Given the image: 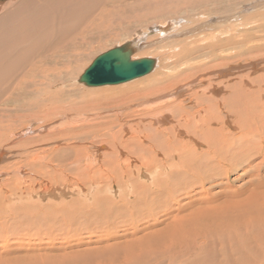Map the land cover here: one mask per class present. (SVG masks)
I'll list each match as a JSON object with an SVG mask.
<instances>
[{"label":"rangeland","instance_id":"1","mask_svg":"<svg viewBox=\"0 0 264 264\" xmlns=\"http://www.w3.org/2000/svg\"><path fill=\"white\" fill-rule=\"evenodd\" d=\"M16 1L17 0H0V14L2 13L1 10L4 11L8 9V6ZM19 1L20 0H18V2ZM133 1L134 0H127V2H123L122 0L115 1L111 3L108 8L110 9L118 5L129 4ZM146 1L147 3L143 5H137L136 10L133 12L134 14L129 12L134 19L136 17L137 20L135 19L136 21L133 23V26L125 27L126 30L129 29V32L125 34L127 37L122 36L124 37V39L121 40L122 42L116 41L107 47L96 44V47L91 48L88 54L85 55L84 61L81 64L78 66L73 65L77 71L76 76L71 80L74 82L72 83L65 80L64 83H67L66 85L76 84L70 87L72 89L71 93L79 95L78 99L81 100L76 99L78 96L72 97L69 103L74 101L72 103L74 106L71 104H69V106H73L74 110L72 109L70 112H64L63 114H66V116L57 113L52 114L49 117L52 121L44 119L41 121V124L40 119L48 114V109H46L45 106H41V109L37 112L40 117L37 119L38 121L35 128H30L31 123H23L21 125L23 129L20 131L16 126L14 129L9 130L6 135L4 132L0 134V153L3 154L0 163V264H125V262H129V264H134L135 262V264H190L188 262V256L194 254L193 252L196 250L194 246L191 247L188 244V240L185 238L180 241V237H172H174L175 233H179L183 230L185 235H190V237L194 238V244L199 245L204 244V242L199 236L196 237V234L201 232L197 231L193 220L190 221V219H187L190 222L180 220L186 218L192 211L199 209L198 207L200 206L204 208L214 205L213 207H215L223 201L226 202V222H229V218L231 219V217L247 216L249 218L254 217L253 219L256 218L257 225H259V219L262 218L263 222L258 230L264 238V198H261V193L264 192V186L262 185L264 182V147L261 143V139L264 140V113H260L261 110H264V97L260 98L254 109L251 108L249 102H242L241 98L238 97L236 98L237 102L233 101L231 106L224 105L225 103L223 100L226 96L232 95L234 91L232 86L241 80L242 74L246 72L251 73L252 71L254 76L252 75V80L250 79V81L260 80L262 77L263 80L260 81H263V85H259L258 83L256 86L251 85L250 90L246 91V94L257 90H261V95L264 94V74L262 73L264 71L262 70L264 67V0ZM129 13L128 15H131ZM144 17H147V20ZM170 25H173V27H169ZM166 26L169 27L167 28L169 30H164V32H162L158 29H166ZM154 27H158L156 31H153ZM224 32L225 35H223ZM204 41H206V43ZM124 43H137L131 47V50H133L132 58L156 59L159 62L158 67L147 76L115 86L93 88L79 82L80 77L98 56ZM221 48L225 50H221ZM184 49L188 52V56L181 55ZM249 49H251V51ZM64 53L65 52H63V54ZM232 56L233 58H237L233 59ZM61 66H63V63H60L58 67ZM203 72L204 74H202ZM193 73H196L194 74V79L198 78L196 84L199 82L200 77L204 76V78H206V75L209 76L208 73L211 74V79H213L217 87L220 86L219 81L224 80V82H222L224 86H220L223 90L222 94L214 98L213 96L205 95V86L202 85L195 86L194 90L187 89L188 85L184 86L183 82H186L185 80L189 81L188 79ZM221 73H225V76H218ZM185 76L187 77L186 79H184ZM160 79L163 81L165 80V82H156L155 84L157 85L154 86L155 88H161L162 93L156 92L155 94L167 96V99L160 101V106L156 105L153 108L142 111V109H139L135 104L130 102L132 105L127 109L117 108L119 105L114 107L113 103L112 105H108V107L112 108L104 112L93 111V113L89 111L90 109H86L85 111L77 109L81 105H84L86 102L85 99L92 96L99 88L125 87L126 85L139 81H148L147 83H149L150 81ZM201 81L203 80L201 79ZM45 82L41 83V88ZM56 85H58V83L54 84V86ZM243 91L244 89H242V92ZM177 92L183 94L178 95ZM96 96H98V94ZM212 98L213 101L211 100ZM35 100L37 103H42L39 96ZM77 102H79L80 106ZM116 102L121 104L120 101ZM178 103L182 105L181 111L173 110L172 108H168L169 111H167L171 117L172 123L175 122L178 128L184 131L182 136L177 137L178 141L184 144L181 147L176 146L174 148L173 145L168 142L172 140V137H169L164 132L165 129L170 130V127L165 125L163 129L158 130V125L151 124L150 122H152V117L157 114L154 113L156 109L161 110L164 109L165 106L176 105ZM212 105L213 108L211 107ZM56 108H59V104L53 107V109ZM66 108H68V105ZM203 108L205 109L203 110ZM207 109L211 110V112ZM230 109L240 114L234 123L237 126L230 125L234 121H228V117L234 114L229 111ZM240 109L244 111L246 117L240 113ZM202 110L204 112L207 110L208 116L206 115L205 117L206 112L203 113ZM67 112H69V115ZM214 112H216V114ZM213 113L214 116L212 115ZM202 114L204 116H202ZM71 115L73 116L71 117ZM109 115H113V119H109ZM149 115L151 117L149 121H143L141 124L138 123L143 116L149 117ZM175 115L179 118H176ZM89 117L90 119H87ZM211 117L214 118V120L209 122L208 118ZM215 117L220 120V123L215 121ZM196 120H199V124L195 122ZM184 122L188 126H186ZM45 123L46 125L50 124V126L47 127V131L26 132L28 128L36 130V128ZM129 123L130 125L133 124L132 127L128 126ZM190 123H194L196 127L192 129L194 124L191 125ZM211 123L212 125L210 127ZM24 125H26V128H24ZM52 126H56L57 128H53ZM79 126H81L80 128L83 130H79ZM123 126H128L129 129H123ZM224 126L226 127L223 128ZM93 127H101L108 130L103 131L105 135H97L98 133L94 135L88 134L90 130L94 129ZM113 128H116L113 131L114 134L112 133ZM203 128H205V134L204 137H200L199 133L203 132ZM207 128L212 130L209 137L210 139L206 138L208 133ZM17 131L19 132L17 133ZM71 131H73L72 133H74L75 136L71 135ZM86 131L87 134L83 135ZM190 131H192L191 135L201 144L200 147L196 146L193 148L185 145L189 140L187 136L188 134L190 135ZM212 134H214V136H212ZM151 135L153 137L159 135L158 141H162V138L163 141L166 142V144L163 142L161 149L157 148L162 155L159 156L156 153L154 154L151 150H146L147 152L144 154L146 155L145 157L135 156L131 158L132 161L127 167L120 161L121 166L118 170V176L110 174L103 180L99 175L91 176V174L96 172V169L100 168L103 160H105L106 154L110 155L116 152L117 158L124 160L129 157L128 151L135 147L134 145H136V148L139 147L140 149L150 148L151 140L149 137ZM131 136H134L136 139L133 141V144L128 147L126 145V140L132 139ZM119 138L120 140L117 142ZM218 139H221V141ZM192 142L194 141L192 140ZM256 143H259V145ZM68 146H72L74 149L75 147L76 149H81L82 152H84L81 154L82 156L86 154V150L87 156L92 155L90 154L91 152L93 153L91 164L85 162L81 163L82 172L84 170L88 171V178L86 177L84 182L77 180L71 172L74 168L71 167L66 171H64V167L60 166H57V170L52 167L49 168V170L52 171L54 169L53 174L55 178L59 176V178L55 180L56 183L52 182V177L44 175L47 171L45 170V162L47 159L51 158L49 155L51 154L50 156H54L65 149V147L68 148ZM46 148H50L47 151L49 155L47 152L42 151V149L46 150ZM186 148L188 149L185 150ZM121 149L124 151H119ZM39 153H42V157H44L41 160L34 158V156L41 158ZM166 153H168L167 157ZM29 154H31V156H29ZM96 154H101V157L97 158L94 156ZM192 155L194 157L196 155L197 159L196 157L195 159L192 158ZM208 155L209 157H206ZM150 156H155L159 163H154L152 159H150ZM247 156L252 157L250 158L253 162L252 165L254 164L257 167L252 168L254 171L249 169L250 162L247 161ZM189 157L193 160L190 159L191 161H189ZM54 160L55 163L58 162L57 159ZM179 160L181 162H179ZM214 160L216 161L213 162ZM114 161L116 163L115 158ZM143 161L146 164L143 165ZM37 163H42L41 169L39 168L40 170L38 172L35 171L33 175H29L31 174V169L28 164L35 165ZM168 163L172 167H170ZM74 165L77 166V164ZM173 165H175V167H173ZM20 166L24 168L25 173H21ZM88 167L89 169H87ZM58 169H61V172ZM220 172L221 174H219ZM19 175L24 176L20 177ZM68 175L72 177H68ZM71 178H74L72 182ZM202 178H205V180ZM74 180L79 186H76L77 183ZM63 182L65 187L63 186ZM79 183H81V185ZM8 189L11 190L8 191ZM232 189L233 191H230ZM224 192H226L225 195L222 194ZM12 194L13 197H10ZM220 195H224L225 197H221ZM256 195L258 198L253 199V202L243 203L237 207L239 201L247 198L249 199L252 196L255 198ZM218 196L221 198L214 202V204L208 201ZM194 201H197L196 204L200 206L192 205V202L195 203ZM236 201L238 202L229 203ZM254 201L257 203H254ZM78 202H80L79 205ZM250 206L252 207L250 208ZM257 206L261 207L258 208ZM224 210L225 209H222L218 212H223ZM247 210L250 213H248ZM178 221L180 222L177 223ZM231 224V230L229 231L230 228L228 229L226 227L225 234L227 257H222L220 250H218L222 241L220 242L219 238H215L214 240L210 239L206 249V252H212L207 258V260L210 261L209 264H217L215 263L216 260L220 261L218 264H264V242H262L264 240L260 241L259 239H254L253 246L250 245L248 249L245 250L243 245L242 247L244 249H236L237 246L234 245L240 243L237 238L242 240L244 236L246 242L243 239L242 243L243 241L247 243L252 240L253 236L250 229H248L242 221L238 223L231 222ZM235 224L238 225L236 226ZM233 230H240L241 232L238 233L240 236L237 238L235 235L233 236V233H231ZM153 234L155 236L153 239L149 240L145 238ZM231 238H234L237 242L235 240H230ZM131 241L130 249L137 254L133 255V258L123 254V246L125 247V244ZM119 245L122 246V248ZM258 245L261 249H258ZM117 247L119 250H117ZM176 250H186V253L181 255V260L179 258L177 259L176 255L172 256L170 253H174ZM188 250L190 251L188 252ZM213 251H215V254ZM246 251H248V253ZM212 255H214V258ZM205 257L206 256H204L203 261H205ZM254 259L258 262H255ZM179 261H181V263Z\"/></svg>","mask_w":264,"mask_h":264},{"label":"bare ground","instance_id":"2","mask_svg":"<svg viewBox=\"0 0 264 264\" xmlns=\"http://www.w3.org/2000/svg\"><path fill=\"white\" fill-rule=\"evenodd\" d=\"M115 1H120V0H20L18 2V0L15 3H12L8 6V9H3L4 11L1 10V14H0V134H2L4 132V134L6 135L9 130L14 129L16 126L17 128H19V131L23 129V127L21 126L23 123L24 124H30L31 123V127L30 128H35L36 123H37V119L40 117V115L37 114V112L41 109V106H45L46 109H48V114L45 115L43 118L40 119V123L41 121H43L44 119L48 120V121H52V119H50L49 117L52 114H61L62 116H66V114H63L64 112L66 113V111H72V109L74 110V104L69 103L72 100V97H76L78 96L76 99L79 98V95H74L76 93H71V88L73 85L76 84H68L66 85L64 82L65 80H67L68 82H74L71 81L73 77L76 76L77 71L75 66H78L79 64H81L84 61V57L86 54H88V52L90 51L91 48L96 47V44H101L102 46H109L113 43H115L116 41H121L124 39V37H127L125 34L129 32V29L126 30L125 27L128 26H133V23L137 20V18L132 16L131 13H133L136 10V7L138 4L143 5L144 3H147L146 0H134L132 3L129 4H125V5H118L116 7L113 8H108V6L115 2ZM123 2H127V0H122ZM131 1V0H130ZM7 5V4H6ZM3 7V6H2ZM6 7V6H5ZM131 12V13H129ZM131 14V15H128ZM134 14V13H133ZM161 15V13H160ZM146 16V15H145ZM159 16V15H157ZM145 18V17H144ZM147 18V17H146ZM145 18V19H146ZM147 20V19H146ZM238 25V24H237ZM249 25V24H247ZM253 25V24H252ZM177 26V25H176ZM242 26V25H241ZM240 26V27H241ZM251 26V24H250ZM169 27H173V25H170ZM166 26V29H161L158 27H154L153 31H156L157 28L164 32V30H169L167 28H169ZM239 27V26H238ZM237 27V29H238ZM245 27V26H244ZM176 28V27H175ZM221 28V27H220ZM234 28V27H233ZM236 28V26H235ZM215 29V28H214ZM222 29V28H221ZM231 29V28H230ZM223 30V29H222ZM226 30V29H225ZM239 30V29H238ZM174 31V30H173ZM150 32V31H149ZM158 32V31H157ZM227 32V31H226ZM229 32V30H228ZM223 33V31H222ZM235 33V32H234ZM160 34V33H159ZM166 34V33H165ZM217 35V34H216ZM221 35V34H220ZM225 35V32L224 34ZM241 35V34H240ZM124 36V37H122ZM132 36V35H131ZM130 36V37H131ZM219 36V34H218ZM216 37V36H215ZM223 37V36H222ZM211 38V37H210ZM209 38V39H210ZM214 38V37H213ZM240 38V37H239ZM240 39H243L242 37ZM126 41V40H125ZM210 41V40H209ZM122 42V41H121ZM124 42V41H123ZM206 43V41H204ZM224 42V41H223ZM104 45H103V44ZM119 43V42H118ZM138 43V42H137ZM137 43L133 44H128V43H124L121 44L120 46H116L114 49H116L117 47H122V46H126L128 45V49L131 50V47H133L134 45H136ZM209 43V42H208ZM243 43V42H242ZM260 43V42H259ZM258 43V44H259ZM217 46V45H216ZM104 47V48H105ZM195 47V46H193ZM214 47V46H213ZM246 47V46H245ZM196 48V47H195ZM212 48V46H211ZM247 48V47H246ZM114 49H111L109 51H112ZM198 49V48H197ZM245 49V48H244ZM208 50V49H207ZM221 50H225L224 48H221ZM251 51V49H249ZM63 52H65L63 54ZM108 52V51H107ZM223 52V51H222ZM247 52V51H246ZM254 52V51H253ZM226 53V52H225ZM250 53V52H249ZM187 54V55H186ZM206 54V53H205ZM181 55L183 56H188V52H186V49H184V51L181 52ZM219 55V53H218ZM236 55V54H235ZM204 56V55H203ZM215 56V55H214ZM242 56V54H241ZM245 56V55H244ZM227 57V56H226ZM243 57V56H242ZM199 58V57H198ZM221 58V57H220ZM233 58V56H232ZM237 58V57H234ZM233 58V59H234ZM134 59V58H132ZM153 59V58H152ZM186 59V58H184ZM190 59V58H187ZM137 60V59H134ZM156 60V59H155ZM258 60V59H257ZM156 68L158 67V60H156ZM189 62V61H188ZM251 62V61H250ZM60 63H63V66L58 67L60 65ZM193 63V62H191ZM185 64V63H184ZM229 64V63H228ZM250 64V63H249ZM205 65V64H204ZM209 65V64H208ZM241 65V64H240ZM239 65V66H240ZM161 67V66H160ZM254 67V66H253ZM155 68V69H156ZM196 68V67H194ZM233 68V66H232ZM235 68V67H234ZM251 68V67H250ZM154 69V70H155ZM205 69V68H204ZM186 70V69H185ZM264 70V67L263 69ZM206 71V70H205ZM258 71V70H257ZM256 71V72H257ZM253 72V71H252ZM252 72L248 73L246 72L245 74H242L243 76L241 77V80L236 83L234 86H232L234 88V91L232 93V95L230 96H226V98H224V105L227 106H231L233 101H236V98H241L242 102H249L251 108H256V104L258 103V101L260 100L261 97H264V94L261 95L262 93H260L259 90L257 91H253L250 92L249 94H246V91L250 90V86H256V84L258 83L259 85H263V78L260 80H256V81H250L251 77H252ZM200 73V72H199ZM206 73V72H205ZM264 74V71L262 72ZM194 74L193 73L191 75V77L188 79L189 81L185 80L186 82H183L184 86L188 85L187 89H191L194 90V87L197 85H202L205 86L204 88V93L205 95H209V96H213L214 97H218L220 94H222V89L220 86H224L222 84L223 81H219L220 86L217 87L216 83L213 82V79H211V74L206 75L204 78V76L200 77L199 82L196 84V79H194ZM204 74V72L202 73ZM262 74V75H263ZM225 76V73H221L218 76ZM147 76V75H146ZM178 76V75H177ZM254 76V75H253ZM187 77L185 76L184 79H186ZM201 79L203 81H201ZM252 80V79H251ZM46 81V82H45ZM45 82V84L43 85V87L41 88V83ZM148 82V81H147ZM147 82H135L133 84H129L124 86H118V87H109V88H99L97 90V92H95L92 96H89L88 99H85V103L84 105H78L80 107H78L77 109L85 111L86 109H90L89 111L93 112V111H101L104 112L106 110H110V108L112 107H108V105H112L115 107L116 105L118 106L117 108H124L127 109L128 107H130L133 103L135 104L139 109L143 110H148V108H153L156 105L160 106V101H162L163 99H167L166 95L161 96V94L157 95L155 94L157 93H162V89L161 88H155L154 85L156 82H165V80L163 81L162 79L160 80H153L150 81L149 83ZM58 83V85L54 86V84ZM79 83V82H78ZM143 83V84H141ZM192 83V84H191ZM226 83V82H225ZM231 84V83H230ZM82 85V84H81ZM229 85V84H228ZM124 87V88H123ZM226 87V86H225ZM262 88V87H261ZM242 89H244V91L242 92ZM70 93V94H69ZM242 93V94H241ZM98 94V96H96ZM178 95H182L183 93H179L177 92ZM39 96V99L42 103H37L36 102V98ZM83 96V95H82ZM224 97V96H223ZM213 98L211 99L213 101ZM74 100V99H73ZM81 100V99H78ZM116 101H120L121 104H118ZM193 101V100H191ZM84 102V100H83ZM131 102V103H130ZM237 102V101H236ZM67 103V104H66ZM76 103V102H75ZM129 103V104H128ZM166 103V102H165ZM57 104H59V108L53 109V107H55ZM69 104L73 105V106H69ZM82 104V103H81ZM170 104V103H169ZM68 105V108H66ZM76 105V104H75ZM238 105V104H237ZM255 105V106H254ZM77 106V105H76ZM215 106V105H214ZM258 106V105H257ZM260 106V105H259ZM181 107L182 105L180 103L176 104V105H169V106H165L164 109H156L154 113H157L155 116L150 117H144L142 119H140L138 121V123H142L143 121H149V119L152 120V122H150L151 124H157L158 130L163 129V127L165 125H168L170 127V130L165 129L164 132L169 136L172 137V140L168 141L169 143H171L173 145V147L175 148L176 146H182L184 143H181L180 141H178L177 137H180L183 135V130H181L180 128H178V126L174 123H172L171 121V117L168 114L167 111L168 108H172L173 110H180L181 111ZM213 108V105L211 106ZM202 108V107H201ZM228 108V107H227ZM205 108H203L204 110ZM171 110V109H170ZM199 110V109H196ZM202 110V111H203ZM208 110V109H207ZM205 111V117L208 113V111L211 112V110ZM213 110V109H212ZM215 110V109H214ZM222 110V109H221ZM61 111V112H60ZM184 111V110H183ZM188 111V110H187ZM219 111V109H218ZM230 112H233L234 114L228 117V121H234L232 124V126H237L235 125V121L236 119L240 116V114L237 113V111L230 109ZM67 112V114L69 113ZM128 112V111H127ZM172 112V111H171ZM174 112V111H173ZM185 112V111H184ZM203 111V113H205ZM224 112V111H222ZM220 112V113H222ZM88 113V112H87ZM94 113V112H93ZM118 113V112H117ZM147 113V112H146ZM178 113V112H177ZM201 113V111H200ZM216 114V112H214ZM214 113L212 114L214 116ZM240 113L246 117L244 111L242 109H240ZM260 113H264V110H261ZM80 114V113H79ZM101 114V113H100ZM99 114V115H100ZM181 114V113H180ZM193 114V113H192ZM211 114V113H209ZM218 114V112H217ZM69 115V114H68ZM85 115V113H84ZM93 115V114H92ZM141 115V114H140ZM58 116V115H57ZM73 115H71L72 117ZM90 116V115H88ZM94 116V115H93ZM109 119H113V115H109ZM176 116V115H175ZM193 116V115H192ZM202 116H204L202 114ZM208 116V115H207ZM60 117V115H59ZM70 117V116H69ZM70 117V118H71ZM85 117V116H84ZM95 117V116H94ZM178 116H176L177 118ZM191 117V116H190ZM204 117V118H205ZM217 117V116H216ZM215 117V119H216ZM224 117V116H223ZM67 118V117H66ZM92 118V117H91ZM179 118V117H178ZM196 118V117H194ZM226 118V117H225ZM58 119V118H56ZM79 119V117H78ZM83 119V118H82ZM86 119V117H85ZM87 119H90L87 118ZM115 119V118H114ZM188 119V118H187ZM231 119V120H229ZM254 119V118H253ZM66 120V119H65ZM74 120V119H73ZM80 120V119H79ZM131 120V119H130ZM214 118H208V121L211 122L213 121ZM224 120V119H223ZM252 120V119H251ZM59 121V120H58ZM75 121V120H74ZM85 121V120H84ZM117 121V120H116ZM115 121V122H116ZM174 121V120H173ZM185 121V120H184ZM205 121V120H204ZM217 123H220L219 119L215 120ZM65 122V121H64ZM72 122V121H70ZM76 122V121H75ZM112 122V120H111ZM114 122V120H113ZM186 122V121H185ZM184 122V123H185ZM197 124H199V120L195 121ZM194 122V123H195ZM206 122V121H205ZM52 123V122H50ZM77 123V122H76ZM84 123V122H83ZM83 123H79V124H83ZM89 123V122H88ZM123 123V122H122ZM136 123V121H135ZM147 123V122H145ZM183 123V122H182ZM193 123V124H194ZM42 124V123H41ZM62 124V123H61ZM65 124V123H63ZM72 124V123H71ZM75 124V123H74ZM114 124V123H113ZM112 124V125H113ZM186 124V123H185ZM191 125H193L192 123H190ZM201 124V123H200ZM228 124V123H227ZM70 125V124H69ZM73 125V124H72ZM88 125V124H86ZM107 125V124H106ZM127 125V124H125ZM133 125V124H132ZM132 125H130V123L128 124L129 127H132ZM195 125V124H194ZM194 129L196 127V125L194 126ZM212 123L210 124L211 127ZM262 125V124H261ZM26 125H24V128ZM50 126V124L46 125L43 124L40 127L36 128V130H31L30 128L26 129L27 133H32V132H42V131H47V127ZM120 126V125H119ZM128 126H123V129H129ZM142 126V125H141ZM149 126V125H148ZM186 126H188L186 124ZM227 126V125H226ZM226 126H224L223 128H225ZM250 126V125H249ZM256 126V125H255ZM53 127V126H52ZM81 126H79V130H83L82 128H80ZM85 127V126H83ZM87 127V126H86ZM98 127V126H97ZM97 127H93L94 129L90 130V132L88 134L94 135L96 133H98L97 135H101L103 134L104 130H108V129H104V128H97ZM118 127V126H115ZM140 127V126H139ZM201 127V126H200ZM207 127V126H206ZM261 127V126H260ZM53 128H57L56 126H54ZM76 128V127H75ZM135 128V127H134ZM150 128V127H149ZM85 129V128H84ZM114 129L112 130V133L114 134ZM121 129V127H120ZM122 129V130H123ZM140 129V128H139ZM190 129V128H189ZM243 129V128H242ZM255 129V127H254ZM253 129V130H254ZM18 130V129H17ZM72 130V129H71ZM208 133L206 135V138L210 137V133H211V129L207 128ZM17 131V133L19 132ZM198 131V130H197ZM73 131H71L72 133ZM111 132V131H110ZM119 132V131H118ZM150 132V131H148ZM163 132V133H164ZM16 133V134H17ZM21 133V132H20ZM24 133V131H23ZM70 133V131H69ZM82 133V132H81ZM123 133V132H122ZM134 133V131H133ZM224 133V132H223ZM241 133V132H240ZM249 133V132H248ZM252 133V132H251ZM78 134V133H77ZM87 134V131L85 133H83V135ZM112 134V136H113ZM116 134V133H115ZM119 134V133H118ZM121 134V133H120ZM192 131H190V135L188 134L187 138H189V140L187 141V143H185L186 146H191L193 148H195L196 146L200 147V143L199 141L193 137ZM200 137H204L205 134V128H203V132L199 133ZM215 134V133H214ZM214 134H212V136H214ZM254 134V133H253ZM41 135V134H40ZM72 136H75L74 133L71 134ZM105 135V134H103ZM109 135V134H108ZM107 135V136H108ZM122 135V134H121ZM133 135V134H132ZM136 135V134H135ZM153 135V134H152ZM150 136V140H151V146L150 148L147 149H139L136 148V145H134L135 147L131 148L128 151L129 157L124 159V160H120V158H117V153L113 152L110 155L105 156V160H103L102 165L100 166L99 169H96V172L91 174V176H97L99 175V177L103 180L104 178H106L108 175L112 174L115 176H118V170L121 166V162L122 164L127 167L128 165H130L132 159L135 156H139V157H145L146 155L145 152H147L146 150H151L154 154H158L159 156L162 155V153L157 149L160 148L163 145V142L166 144L165 141H163V139L161 138L162 141H158V137L159 135H156V137ZM242 135V134H241ZM79 136V135H78ZM82 136V135H81ZM119 136V135H118ZM141 136V135H140ZM139 136V137H140ZM148 136V135H147ZM38 137V136H37ZM51 137V136H50ZM66 137V136H65ZM68 137V136H67ZM70 137V136H69ZM104 137V136H103ZM132 139L130 138L129 140H126V145L129 147V145L133 144V141L136 139L134 136H131ZM143 137V136H142ZM63 138V137H62ZM73 138V137H72ZM106 138V137H105ZM223 138V137H222ZM221 138V139H222ZM242 138V137H240ZM60 139V137H59ZM116 139V136H115ZM167 139V138H166ZM210 139V138H209ZM217 139V138H216ZM221 139H218L221 141ZM92 140V139H91ZM120 140V138L117 140V142ZM145 140V139H144ZM143 140V142H144ZM168 140V139H167ZM192 140L194 142H192ZM223 140V139H222ZM206 141V140H205ZM209 141V140H208ZM226 141V140H225ZM250 141V140H248ZM123 142V141H122ZM141 142V141H140ZM192 142V143H190ZM252 142V141H251ZM85 143V142H84ZM147 143V142H146ZM204 143V142H203ZM226 143V142H223ZM261 143L263 144L264 147V140L261 139ZM139 144V142H138ZM150 144V142H149ZM221 144V142H220ZM240 144V142H239ZM244 144V141H243ZM259 145V143H256ZM141 145V144H140ZM144 145V144H142ZM147 145V144H146ZM212 145V144H211ZM214 145V144H213ZM219 145V143H218ZM253 145V144H252ZM257 145V146H258ZM138 146V145H137ZM148 146V147H149ZM204 146V145H203ZM227 146V145H226ZM246 148L247 145L245 144ZM255 146V145H254ZM78 147V146H77ZM112 147V145H111ZM120 147V146H119ZM147 147V146H145ZM243 147V146H242ZM51 148V147H50ZM50 148H46L42 149V151L47 152ZM59 148V147H58ZM184 148V147H183ZM203 148V147H202ZM245 148V147H244ZM261 148V147H260ZM54 149V147H53ZM52 149V150H53ZM99 149V148H98ZM97 149V150H98ZM108 149V148H107ZM188 148H186L185 150H187ZM241 149V148H240ZM251 149V148H250ZM256 149V148H255ZM51 150V151H52ZM55 150V149H54ZM59 150V149H56ZM123 149L119 150L122 152ZM182 150V148H181ZM230 150V149H228ZM41 151V152H42ZM124 151V150H123ZM127 151V150H125ZM179 151V150H178ZM210 151V150H209ZM208 151V152H209ZM245 151V149H244ZM243 151V152H244ZM254 151V149H253ZM252 151V152H253ZM257 151V150H256ZM255 151V152H256ZM55 152V151H54ZM206 152V151H205ZM211 152V151H210ZM254 152V153H255ZM261 152V151H260ZM259 152V153H260ZM48 153V152H47ZM82 150L81 149H75L72 146H68L65 147V149H63L62 151H60L58 154L54 155V156H50L49 153V159L46 160L45 164H46V169L47 170L45 172L44 175H47L49 177H52V182H55L56 178L53 174L54 169L57 170V166L60 167H64V171L68 170L69 167L74 168L71 172L72 174L77 178L78 181H83L85 180V178L88 176L87 172L88 171H83L82 172V168H81V163L85 162L87 164H91L92 163V157H93V153L91 152L90 154L92 155H88L87 156V150H86V154H84L83 156L81 155ZM169 153V152H168ZM168 153H166V157L168 155ZM196 153V152H195ZM233 153V152H232ZM231 153V154H232ZM245 153V152H244ZM165 154V153H163ZM171 154V153H170ZM174 154V153H172ZM210 154V153H208ZM262 154V153H261ZM39 155H41L40 157H36L34 156L35 159H39L41 160L42 158V153H39ZM144 155V156H143ZM29 156H31V154H29ZM82 156V157H81ZM97 158L101 157V154H96L94 155ZM158 156V157H159ZM193 156V155H192ZM211 156V155H210ZM177 157V156H176ZM196 159L197 156L195 155ZM195 157L193 156L192 158L195 159ZM206 157H209L206 156ZM205 157V158H206ZM222 157V156H221ZM236 157V156H235ZM248 157V156H247ZM254 157V156H253ZM257 157V156H256ZM264 157V156H263ZM262 157V158H263ZM114 158L116 160V163L114 161ZM160 158V157H159ZM180 158V157H178ZM192 158L189 157V161L193 160ZM237 158V157H236ZM252 157H248L249 163V169H251L252 171H254V168H257L254 164L252 165V159H250ZM57 159L58 162L55 163V160ZM150 159H152V161L155 163H159L158 159L155 156H150ZM188 159V158H186ZM191 159V160H190ZM199 159V158H198ZM224 159V158H223ZM176 160V159H175ZM208 160V159H207ZM238 160V158H237ZM2 161V158H0V163ZM121 161V162H120ZM136 161V160H135ZM151 161V162H152ZM209 161V160H208ZM216 160H214L213 162H215ZM229 161V160H228ZM100 162V161H99ZM152 162V163H153ZM179 162H181L179 160ZM40 163V162H39ZM28 164V166L31 169V174L29 175H33V172H38L41 169V164ZM71 163V164H70ZM173 163V162H172ZM210 163V162H209ZM219 163V162H218ZM238 163V162H237ZM240 163V162H239ZM248 163V162H246ZM44 164V165H45ZM74 164H77L74 165ZM84 164V163H83ZM143 165L146 164L144 161L142 163ZM164 164V163H163ZM169 164V163H168ZM174 164V163H173ZM193 164V163H192ZM212 164V163H211ZM95 165V164H93ZM191 165V163H190ZM210 165V164H209ZM217 165V164H216ZM241 165V164H240ZM164 166V165H162ZM170 166V164H169ZM168 166V167H169ZM181 166V163H180ZM186 166V165H185ZM189 166V165H188ZM198 166V165H197ZM234 166V165H233ZM21 167V166H20ZM26 167V166H25ZM43 167V166H42ZM52 167L54 168L53 171L49 170V168ZM86 167V166H85ZM172 167V166H170ZM173 167H175V165H173ZM178 167V166H177ZM176 167V168H177ZM216 167V166H215ZM259 167V166H258ZM15 168V167H14ZM19 168V167H18ZM40 168V169H39ZM166 168V165H165ZM180 168V167H179ZM194 168V166H193ZM197 168V167H196ZM211 168V167H210ZM209 168V169H210ZM214 168V167H213ZM28 169V168H27ZM26 169V170H27ZM89 169V167L87 168ZM175 169V168H174ZM178 169V168H177ZM208 169V168H207ZM247 169V168H246ZM25 170V171H26ZM59 171L61 169H58ZM63 170V169H62ZM149 170V169H148ZM168 170V169H167ZM184 170V169H183ZM198 170V169H197ZM214 170V169H213ZM231 170V169H230ZM21 173L24 172V168L21 167L20 168ZM30 171V170H29ZM79 171V172H78ZM105 171V172H104ZM130 171V170H128ZM192 171V170H191ZM248 171V170H247ZM61 172V171H60ZM126 172V171H125ZM158 172V171H156ZM200 172V171H199ZM214 172V171H213ZM212 172V173H213ZM224 172V171H223ZM19 173V172H18ZM25 173V172H24ZM56 173V172H54ZM193 173V172H192ZM196 173V171H195ZM210 173V172H208ZM27 174V173H26ZM122 174V173H121ZM164 174V173H163ZM207 174V173H206ZM215 174V173H214ZM221 174V172L219 173ZM64 175V174H63ZM195 175V174H194ZM200 175V174H199ZM20 176V175H19ZM24 176V175H23ZM20 176V177H23ZM208 176V175H206ZM217 176V175H216ZM249 176V175H248ZM61 177V176H60ZM68 177H72L71 175H68ZM139 177V176H138ZM218 177V176H217ZM220 177V176H219ZM224 177V176H223ZM46 178V177H44ZM59 178V176H58ZM57 178V179H58ZM63 178V177H61ZM60 178V179H61ZM88 178V177H87ZM37 179V178H36ZM72 179V178H71ZM74 179V178H73ZM73 179L71 180V182L73 181ZM205 180V178H202ZM220 179V178H219ZM17 180V179H16ZM63 180V179H62ZM76 180V179H75ZM74 180V181H75ZM191 180V179H190ZM213 180V179H212ZM215 180V179H214ZM216 180L218 181V179L216 178ZM221 180V179H220ZM65 181V180H64ZM68 181V180H67ZM66 181V182H67ZM120 181V180H119ZM195 181V180H193ZM41 182V181H40ZM44 182V181H43ZM65 182V183H66ZM69 182V181H68ZM69 182V183H71ZM76 182V181H75ZM86 182V181H85ZM197 182V181H196ZM204 182V181H203ZM211 182V181H210ZM213 182V181H212ZM261 182V181H260ZM56 183V182H55ZM77 183V182H76ZM75 183V184H76ZM259 183V182H258ZM27 184V183H26ZM32 184V183H29ZM45 184V182H44ZM48 184V183H46ZM64 184V182H63ZM73 184V183H72ZM81 185V183H79ZM198 184V183H197ZM210 184V183H208ZM260 184V183H259ZM39 185V184H38ZM51 185V184H50ZM70 185V184H68ZM84 185V184H83ZM262 185L264 186V182L262 183ZM32 186V185H31ZM36 186V185H35ZM65 187V184L63 185ZM67 186V185H66ZM76 186H79L78 183L76 184ZM33 187V186H32ZM75 187V186H74ZM170 187V186H169ZM172 187V185H171ZM215 187V186H214ZM79 188V187H78ZM82 188V187H81ZM202 189V188H201ZM212 189V188H211ZM242 189V188H240ZM247 189V188H246ZM255 189V188H254ZM11 189H8V191ZM35 190V189H33ZM47 190V189H46ZM192 190V189H191ZM208 191V190H207ZM230 191H233L230 190ZM241 191V190H239ZM243 191V190H242ZM14 192V189H13ZM55 192V191H54ZM261 192V191H260ZM49 193V192H48ZM47 193V195H48ZM141 193V192H140ZM189 193V192H188ZM239 193V192H238ZM241 193V192H240ZM244 193V192H243ZM242 193V194H243ZM63 194V193H62ZM66 194V193H65ZM97 194V193H96ZM220 194V193H219ZM222 194H226V192L222 193ZM229 194V193H228ZM231 194V193H230ZM252 194V193H250ZM209 195V194H208ZM221 196V197H225V196ZM246 195V194H244ZM243 195V196H244ZM254 195V194H253ZM86 196V195H85ZM94 196V195H93ZM143 196V195H142ZM212 196V195H211ZM218 196L216 198H211L208 201L209 202H213L212 204H214V202L218 201L221 197ZM229 196V195H228ZM251 196V195H250ZM257 196V195H256ZM255 198H253V196L251 198H247L241 201H236V202H229V203H237V207H239L238 205L243 204V203H250V201H252L253 199H257L258 196ZM264 192L261 193V198H264ZM10 197H13V194L10 195ZM115 197V196H114ZM240 197V196H239ZM249 197V196H248ZM200 198V197H199ZM227 198V197H226ZM230 198V197H229ZM0 200H1V194H0ZM60 200V199H59ZM203 200V199H202ZM222 200V199H221ZM78 201V200H77ZM231 201V200H230ZM264 201V200H263ZM143 202V200H142ZM195 203L192 202V205L194 206H200L199 204H196L197 201H194ZM253 202V201H252ZM256 201H254L255 203ZM258 202V200H257ZM256 202V203H257ZM262 202V201H261ZM144 203V202H143ZM202 203V202H201ZM264 203V202H263ZM80 204V202H78V205ZM103 204V203H102ZM259 204V203H258ZM134 205V204H133ZM254 205V204H253ZM140 206V205H138ZM209 206V207H204L202 208L201 206L198 207L199 209L192 211L191 214L187 215L186 218L181 219L180 221H186V222H190L191 220H193V223L196 226V229L198 232L201 233H197L196 237L199 236V238H201V240L204 242V244H199L196 245L193 242L192 237H190V235H185L183 233V230L179 233H175L174 237L172 238H177L180 237V241L187 239L188 240V244L193 247L194 249H196L193 253V255H189L188 256V262L190 264H209L210 261L207 260L208 256L212 253V252H206V249L209 245L210 239H215V238H219L220 242H221V246L220 248L218 247V250H220V254L222 255V257L226 256V240H225V234H226V227L229 229V231L231 230L232 224L231 222L234 223H238L240 221L243 222V224H245L248 229H250V232L252 233V240L247 242V243H242V240L240 238H237L238 236H240L238 233H240V230H233L231 233H233V236L235 235L237 240L240 242L238 245H234L237 246V248L242 249V245L244 246L245 250L248 249V247L250 245L253 244L254 239H259L260 241L264 240L263 236L260 234V231L258 229H260V225L263 222L262 218L259 219V225H257V219H253V218H249L247 216H235V217H231V219L229 218V222H226V202L223 201L221 203H219L218 205H216L215 207ZM242 206V205H241ZM246 207V206H245ZM252 206H250L251 208ZM255 207V206H254ZM258 208L261 206H257ZM105 208V207H103ZM230 208V207H229ZM249 208V209H250ZM99 209V208H97ZM225 209L223 212H218L219 210ZM235 209V208H234ZM257 209V208H256ZM233 210V208H232ZM142 211V210H141ZM243 211V210H242ZM241 211V213H242ZM248 211V210H247ZM254 211V210H253ZM258 211V210H256ZM98 212V211H97ZM248 213H250L248 211ZM260 213V212H259ZM105 215V214H104ZM252 215V214H251ZM260 217V215H259ZM187 219H190V221H188ZM180 221H178L177 223H179ZM227 223V224H226ZM171 225V224H170ZM181 225V224H180ZM236 225V224H235ZM234 225V226H235ZM238 225V224H237ZM236 225V226H237ZM240 225V224H239ZM168 227V226H167ZM241 227V226H240ZM239 227V228H240ZM242 228V227H241ZM244 229V228H242ZM247 230V229H245ZM244 230V231H245ZM263 230V229H262ZM180 231V230H179ZM228 231V230H227ZM151 232V231H150ZM178 232V231H177ZM187 232V231H186ZM249 232V231H248ZM245 233V232H243ZM247 233V232H246ZM150 234V233H149ZM183 234V235H182ZM189 234V233H188ZM238 234V235H237ZM248 234V233H247ZM246 234V236H247ZM173 236V235H172ZM155 236L150 235L148 237H145L146 239H153ZM171 237V236H169ZM235 238V237H234ZM234 238H231L230 240H235ZM145 239V240H146ZM157 239V238H156ZM245 240V239H244ZM143 241V240H142ZM147 241V240H146ZM155 241V239H154ZM177 241V240H176ZM236 241V240H235ZM258 241V242H260ZM218 242V241H217ZM232 242V241H231ZM237 242V241H236ZM246 242V240H245ZM264 242V241H262ZM132 241L128 244H125L126 246H123V254L125 256L129 255L130 257H134L133 255H135L136 253L130 249V245H131ZM162 243V242H161ZM219 243V242H218ZM234 243V242H233ZM184 244V243H183ZM229 244V243H228ZM260 244V243H259ZM122 245V244H121ZM173 245V244H172ZM117 246V245H116ZM114 246V247H116ZM120 246V245H119ZM174 246V245H173ZM253 246V245H252ZM112 247V248H114ZM122 248V246H120ZM211 247V246H210ZM216 247V246H215ZM118 248V247H117ZM138 248V247H137ZM140 248V247H139ZM188 248V247H186ZM234 248V247H233ZM243 248V249H244ZM115 249V248H114ZM134 249V248H133ZM252 249V248H251ZM249 249V250H251ZM258 249H261V247H259L258 245ZM113 250V249H112ZM116 250V249H115ZM119 250V248L117 249ZM121 250V249H120ZM190 250H188L189 252ZM239 251V250H238ZM256 251V250H255ZM119 252V251H118ZM170 252V251H169ZM215 254V251H213ZM236 253H238L237 251H235ZM248 253V251H246ZM244 252V253H246ZM258 252V251H257ZM256 252V253H257ZM168 253V252H167ZM173 255H176L177 259L181 258L182 254L186 253V250H176L174 253L170 252ZM169 253V254H170ZM230 253V252H228ZM250 253V252H249ZM264 253V251H263ZM262 253V254H263ZM120 254V253H117ZM142 254V253H141ZM189 254V253H188ZM192 254V253H191ZM217 254V253H216ZM219 254V255H220ZM243 254V253H242ZM254 254V253H252ZM137 255V254H136ZM143 255V254H142ZM231 255V254H229ZM238 255V254H237ZM250 255V254H249ZM144 256V255H143ZM159 256V255H158ZM171 256V255H170ZM204 256L205 257V261L204 260ZM214 255H212L213 257ZM217 256V255H216ZM138 257V256H137ZM142 257V256H141ZM161 257V256H160ZM168 257V256H167ZM175 257V256H174ZM227 257V256H226ZM231 257V256H230ZM250 257V256H249ZM248 257V258H249ZM257 257V256H256ZM140 258V256H139ZM143 258V257H142ZM149 258V257H148ZM169 258V257H168ZM214 258V257H213ZM242 258V256H241ZM244 258V257H243ZM150 259V258H149ZM172 259V257H171ZM185 259V258H184ZM257 259V258H256ZM256 259H254L255 262ZM141 260V258H140ZM157 260V259H156ZM170 260V259H169ZM181 260V259H180ZM187 260V259H185ZM239 260V259H238ZM250 260V259H249ZM259 260V259H257ZM144 261V260H143ZM260 261V260H259ZM262 261V260H261ZM132 262V261H131ZM181 263V261H179ZM218 262H220L219 260H216L215 263L218 264ZM232 262V261H231ZM230 262V263H231ZM136 263V262H135ZM134 263V264H135ZM253 263V262H252ZM125 264H129V262H125ZM214 264V263H213ZM255 264V263H253ZM259 264V263H258Z\"/></svg>","mask_w":264,"mask_h":264},{"label":"water","instance_id":"3","mask_svg":"<svg viewBox=\"0 0 264 264\" xmlns=\"http://www.w3.org/2000/svg\"><path fill=\"white\" fill-rule=\"evenodd\" d=\"M133 50L128 45L117 47L98 56L80 77L79 82L88 87L115 86L151 74L156 68L152 58L132 59ZM0 153V158H2Z\"/></svg>","mask_w":264,"mask_h":264}]
</instances>
